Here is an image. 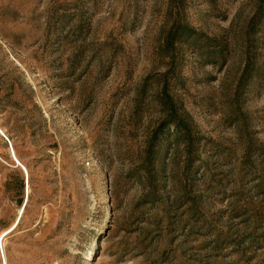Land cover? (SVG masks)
Instances as JSON below:
<instances>
[{"label":"rangeland","instance_id":"1","mask_svg":"<svg viewBox=\"0 0 264 264\" xmlns=\"http://www.w3.org/2000/svg\"><path fill=\"white\" fill-rule=\"evenodd\" d=\"M0 264H264V0H0Z\"/></svg>","mask_w":264,"mask_h":264},{"label":"trees","instance_id":"2","mask_svg":"<svg viewBox=\"0 0 264 264\" xmlns=\"http://www.w3.org/2000/svg\"><path fill=\"white\" fill-rule=\"evenodd\" d=\"M182 29H185V30H182ZM181 30H182V34H180ZM179 34H180V37H181V35L186 34L187 38H190V36H195L197 33L192 28H190L188 26L184 27V28L178 27V31L175 34H173V36H172L173 37L172 45H174L176 43L175 42V38H176L175 36L176 35L179 36ZM182 41H183V39L181 38L179 42H182ZM246 71H248L247 72V74H248L249 70L247 69ZM244 77H246V74L244 75ZM168 116L169 117L162 123V125L159 126L158 131H157V135L159 134V132L163 131L167 125L169 126V125L175 124L177 131L183 130V128L187 127L184 120L177 114V109L175 108L174 105L169 107V115ZM166 132H163L162 134H164Z\"/></svg>","mask_w":264,"mask_h":264},{"label":"bare ground","instance_id":"3","mask_svg":"<svg viewBox=\"0 0 264 264\" xmlns=\"http://www.w3.org/2000/svg\"><path fill=\"white\" fill-rule=\"evenodd\" d=\"M13 232V231H12ZM11 232V233H12ZM11 233H5V235L3 236V239L1 240L2 241V243L5 241V239H6V237L9 235V234H11ZM3 246V245H2ZM4 259H5V256H4Z\"/></svg>","mask_w":264,"mask_h":264}]
</instances>
